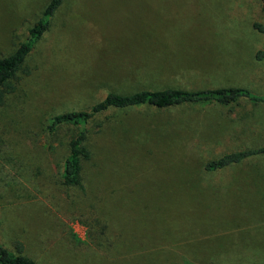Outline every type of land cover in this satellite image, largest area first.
<instances>
[{
	"label": "rangeland",
	"instance_id": "rangeland-1",
	"mask_svg": "<svg viewBox=\"0 0 264 264\" xmlns=\"http://www.w3.org/2000/svg\"><path fill=\"white\" fill-rule=\"evenodd\" d=\"M49 0H0V56ZM264 0H63L0 102V242L40 264H264V104L111 108L90 121L83 188L61 183L79 125L46 120L107 92L239 86L264 94ZM161 38L130 72L116 46ZM147 44V43H143ZM112 60V62H111ZM143 63V62H140ZM117 64V63H116ZM143 73V74H142Z\"/></svg>",
	"mask_w": 264,
	"mask_h": 264
},
{
	"label": "trees",
	"instance_id": "trees-1",
	"mask_svg": "<svg viewBox=\"0 0 264 264\" xmlns=\"http://www.w3.org/2000/svg\"><path fill=\"white\" fill-rule=\"evenodd\" d=\"M63 0H49L38 19L28 30L27 38L20 42L15 50L8 55L0 56V102L3 101V93L12 91L14 85L11 82L16 73L22 70L30 74L28 68H23L26 56L34 47L49 27L50 19ZM255 26L264 31V26L258 23ZM256 59L264 58V47L255 53ZM246 98L254 102L264 104V94H255L248 89L239 86L209 88L202 90H189L183 88L141 89L132 93L121 94L109 91L100 101L92 104L88 109L62 112L49 117L45 128L47 133L53 134L56 129L65 123L79 125V130L69 141V151L65 156L61 171V183L65 186H80L83 188V166L92 159V150L86 145L88 126L92 118L103 114L111 108H142L147 105L155 107H168L189 103H206L216 101L219 103H231L238 99ZM264 153V146L256 149H245L225 153L218 158L210 159L204 164V170L215 171L233 163L240 162L251 155ZM14 250L2 245L0 242V264H40L23 252V244L19 240L13 242Z\"/></svg>",
	"mask_w": 264,
	"mask_h": 264
},
{
	"label": "crops",
	"instance_id": "crops-1",
	"mask_svg": "<svg viewBox=\"0 0 264 264\" xmlns=\"http://www.w3.org/2000/svg\"><path fill=\"white\" fill-rule=\"evenodd\" d=\"M161 41H162L161 38H159L158 41L149 40V42L144 41L143 38H141L139 40H135V42H139L138 44L135 45V47H132L130 45L116 46L115 50L117 49L118 51L116 53L117 56L113 58L114 65L117 66L118 67L117 69L119 70H126L127 72H130V66L138 64L141 66V68L139 69L140 72L143 73L148 72V68L146 67L147 63L145 62L151 59V57L155 54V52H158V49L162 48V46L158 45V43H162ZM143 43H147V44H143ZM168 87L181 88L176 86H163V87L143 88V89H163Z\"/></svg>",
	"mask_w": 264,
	"mask_h": 264
}]
</instances>
